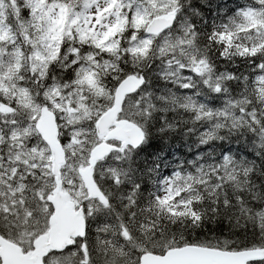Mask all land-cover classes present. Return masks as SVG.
Returning <instances> with one entry per match:
<instances>
[{"label": "snow or ice", "instance_id": "6c2138e0", "mask_svg": "<svg viewBox=\"0 0 264 264\" xmlns=\"http://www.w3.org/2000/svg\"><path fill=\"white\" fill-rule=\"evenodd\" d=\"M0 264H264V0H0Z\"/></svg>", "mask_w": 264, "mask_h": 264}]
</instances>
